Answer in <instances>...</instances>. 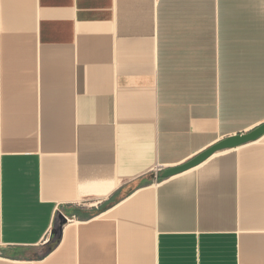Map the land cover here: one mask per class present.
Returning a JSON list of instances; mask_svg holds the SVG:
<instances>
[{
	"label": "crops",
	"instance_id": "crops-1",
	"mask_svg": "<svg viewBox=\"0 0 264 264\" xmlns=\"http://www.w3.org/2000/svg\"><path fill=\"white\" fill-rule=\"evenodd\" d=\"M263 124L264 0H0V264H264Z\"/></svg>",
	"mask_w": 264,
	"mask_h": 264
},
{
	"label": "water",
	"instance_id": "water-1",
	"mask_svg": "<svg viewBox=\"0 0 264 264\" xmlns=\"http://www.w3.org/2000/svg\"><path fill=\"white\" fill-rule=\"evenodd\" d=\"M262 135H264V124L259 126L258 128L254 129L253 131L247 133V134H242V135H236L230 138H226L217 144L211 146L207 150L203 151L201 154L193 158L192 160L186 162L183 165L174 167V168H166L163 169L160 174L157 175L160 179H167L169 177H172L174 175H178L180 173H183L185 171H188L197 165L201 164L204 162L206 159L211 157L213 154L216 152H220L223 150H228L232 148H236L238 146L247 144L249 142L256 141L259 139ZM57 220L59 221L58 224V229L53 231L54 235H61L62 228L66 224L67 219L66 217L59 212L57 215Z\"/></svg>",
	"mask_w": 264,
	"mask_h": 264
},
{
	"label": "bare ground",
	"instance_id": "bare-ground-1",
	"mask_svg": "<svg viewBox=\"0 0 264 264\" xmlns=\"http://www.w3.org/2000/svg\"><path fill=\"white\" fill-rule=\"evenodd\" d=\"M155 189V188H154Z\"/></svg>",
	"mask_w": 264,
	"mask_h": 264
},
{
	"label": "built area",
	"instance_id": "built-area-1",
	"mask_svg": "<svg viewBox=\"0 0 264 264\" xmlns=\"http://www.w3.org/2000/svg\"><path fill=\"white\" fill-rule=\"evenodd\" d=\"M68 221V220H67Z\"/></svg>",
	"mask_w": 264,
	"mask_h": 264
},
{
	"label": "trees",
	"instance_id": "trees-1",
	"mask_svg": "<svg viewBox=\"0 0 264 264\" xmlns=\"http://www.w3.org/2000/svg\"><path fill=\"white\" fill-rule=\"evenodd\" d=\"M159 179V178H158Z\"/></svg>",
	"mask_w": 264,
	"mask_h": 264
}]
</instances>
